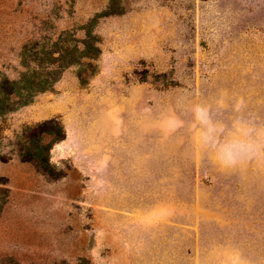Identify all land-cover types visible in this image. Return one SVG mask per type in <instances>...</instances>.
Instances as JSON below:
<instances>
[{
  "label": "rangeland",
  "instance_id": "obj_1",
  "mask_svg": "<svg viewBox=\"0 0 264 264\" xmlns=\"http://www.w3.org/2000/svg\"><path fill=\"white\" fill-rule=\"evenodd\" d=\"M0 264H264V0H0Z\"/></svg>",
  "mask_w": 264,
  "mask_h": 264
},
{
  "label": "clouds",
  "instance_id": "obj_2",
  "mask_svg": "<svg viewBox=\"0 0 264 264\" xmlns=\"http://www.w3.org/2000/svg\"><path fill=\"white\" fill-rule=\"evenodd\" d=\"M231 163H235V161H231Z\"/></svg>",
  "mask_w": 264,
  "mask_h": 264
},
{
  "label": "trees",
  "instance_id": "obj_3",
  "mask_svg": "<svg viewBox=\"0 0 264 264\" xmlns=\"http://www.w3.org/2000/svg\"><path fill=\"white\" fill-rule=\"evenodd\" d=\"M64 137V136H61V138ZM60 139V138H59Z\"/></svg>",
  "mask_w": 264,
  "mask_h": 264
}]
</instances>
